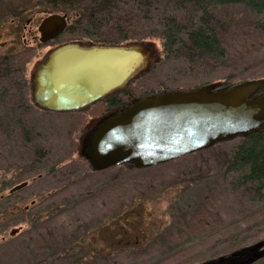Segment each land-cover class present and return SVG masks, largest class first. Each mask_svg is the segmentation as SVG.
I'll list each match as a JSON object with an SVG mask.
<instances>
[{"label":"rangeland","instance_id":"1","mask_svg":"<svg viewBox=\"0 0 264 264\" xmlns=\"http://www.w3.org/2000/svg\"><path fill=\"white\" fill-rule=\"evenodd\" d=\"M62 1L58 0L55 4ZM52 13L66 12L45 10L35 13L29 17L30 21L24 24L19 35L18 40L28 48L23 58L26 61L23 72L27 81L34 64L50 48L60 43L72 40L85 44L106 43L87 41L64 32L65 30L50 41L39 42L35 18ZM13 40L11 34L1 38L0 52L13 51L16 46ZM223 41L229 53L228 62L223 69L209 72L199 70L192 77L183 76L180 86L176 88L169 84L171 76L164 67L154 69V66H148L146 71L127 86L117 90L121 93L124 104L132 97L158 92L160 89H188L203 85L199 84V79L205 78V74L206 78L209 77L206 83L220 80L221 85L223 79L219 77H224L231 82L229 84L264 78L262 46L245 49L241 41L244 44L251 42L246 37L239 39L238 36H225ZM108 43L120 44L113 42V39ZM156 45L158 46L157 42ZM150 59L151 56L149 62ZM27 84L26 94L29 99V83ZM30 104L21 116L25 123H31L34 132L37 131L34 139L38 147L53 150L52 160L59 164L77 159L80 137L87 130L85 125L104 111L102 102L84 110L63 114L39 110L32 101ZM2 115L5 114L0 110V116ZM238 140L239 138H233L219 142L208 149L169 161L173 163L156 167L133 168L129 164H119L101 171L93 170L95 173H92L88 171L89 164L81 157L75 164L57 166V169L64 171L62 177L60 173L57 174L58 179L46 177L43 173L40 180L26 178L23 176L25 167L22 163L18 170H0V194L4 196L13 186L27 182L26 186L15 191L11 202L8 201L15 205L14 208H9L6 214L0 216V264H68L67 256L61 254V249L67 246L69 240L63 232H71L73 235L78 231L92 242L99 239L101 243L97 246L99 250H103L100 251L101 254L113 247L114 233L131 246L117 256L116 253L107 258L105 262L104 258L94 257L86 258L83 264H175L176 258L179 264H203L264 241V201L254 203L247 195L227 194L220 188L218 175L221 161ZM17 154L22 157L21 151ZM67 167L68 170L65 169ZM85 170L87 176L80 183L75 185L65 182L67 176L74 175L73 172L81 174ZM89 195H93L95 199L84 202ZM14 199L17 204H14ZM34 200L36 203L30 205ZM56 203L58 208L54 212L52 206ZM74 203L77 204V209L70 211L68 206ZM119 204L126 206L125 212L120 211L122 206ZM27 205L29 207L25 209ZM196 207L205 210L207 219L212 218L210 225L204 227L187 223L189 214ZM108 211L110 214L104 218ZM53 213L55 216H52ZM182 222L187 227L183 229V235H180L176 230L183 228ZM163 231L165 233L161 235ZM183 236L190 238L186 244H182L185 238ZM263 248L264 246L261 249ZM250 264H264V257Z\"/></svg>","mask_w":264,"mask_h":264},{"label":"trees","instance_id":"2","mask_svg":"<svg viewBox=\"0 0 264 264\" xmlns=\"http://www.w3.org/2000/svg\"><path fill=\"white\" fill-rule=\"evenodd\" d=\"M17 1L19 2L0 0V39L11 34L16 45L13 51L0 52V110L5 114L0 116V170H18L22 163L25 167L23 176L26 178L39 179L43 173L46 177L58 179L57 174L60 173L62 177L64 172L56 168L63 163L52 160L53 150L38 147L35 143L37 131L34 132L31 123H25L21 116L31 104L26 94L28 84L23 72V66L26 65L24 53L28 48L18 38L24 24L30 21L29 17L33 14L45 10L66 12L70 23L64 32L87 41L108 43L113 39V42L120 44L133 40L154 43L155 49L149 66H154V69L164 67L171 76L169 84L176 88L180 86L183 76L192 77L199 70L209 72L223 69L229 54L223 41L225 36L249 38L251 42L246 44L241 41L244 48L249 50L262 46L261 54H264V43H261L264 42V0H63L57 4L55 2L58 0ZM251 38L257 40L253 41ZM208 78L205 74V78L199 79V84L206 83ZM219 79H223V85L231 83L224 77ZM120 95L119 91L111 94L108 98L110 107L116 109L124 104ZM32 125L35 128L34 122ZM19 151L21 158L17 154ZM80 158L77 154V159ZM77 159L68 161L63 167L75 164ZM170 163L173 162L159 165ZM87 168L95 173L89 165ZM65 169L68 170V167ZM220 169L218 178L222 192L247 195L254 203L264 201V127L240 137L223 157ZM86 172L78 174L75 171L72 173L74 175L65 178V182L76 185ZM79 193L78 191L77 194ZM14 194L15 192L7 194L0 199V216L6 214L9 208H14L15 205L10 203ZM94 199L93 195H89L84 202ZM35 203L34 200L32 205ZM76 205H69L68 209L75 211ZM125 207L122 206L120 211L125 212ZM52 208L56 212L58 204H54ZM22 211L25 212V209ZM107 214H110L109 211L104 218ZM189 216L187 223L192 222L193 226L205 227L212 221V218H206L205 210L198 207ZM183 223V228L176 230L180 235H183V229L187 227ZM164 233L165 231L161 235ZM62 234L69 239L67 246L61 249V254L68 258V264H83L86 258L94 257L104 258L105 262L112 255L117 253V256L131 247L114 233L113 247L101 254L100 251L103 250H99L97 246L101 243L99 239L92 242L78 231L73 235L71 232ZM183 237L182 244H186L190 238ZM174 263L179 264L178 258Z\"/></svg>","mask_w":264,"mask_h":264},{"label":"water","instance_id":"3","mask_svg":"<svg viewBox=\"0 0 264 264\" xmlns=\"http://www.w3.org/2000/svg\"><path fill=\"white\" fill-rule=\"evenodd\" d=\"M29 22V21H28ZM45 43L67 27V13L36 17ZM152 42L83 43L50 48L30 74L31 100L43 110L70 112L127 86L147 70ZM264 127V78L132 97L100 118L80 138L78 154L95 171L119 164L146 168L240 138ZM27 182L9 189L15 192ZM14 230L11 232L13 235ZM264 241L203 264H250L264 257Z\"/></svg>","mask_w":264,"mask_h":264},{"label":"flooded vegetation","instance_id":"4","mask_svg":"<svg viewBox=\"0 0 264 264\" xmlns=\"http://www.w3.org/2000/svg\"><path fill=\"white\" fill-rule=\"evenodd\" d=\"M35 37V36H34ZM31 71H32V69H31ZM30 78V77H29ZM28 78V83H29V91H30V93H29V99H30V101H32L31 100V82H30V79ZM115 92V91H114ZM113 93V92H112ZM112 93H110L109 95H107V96H105V97H102L101 99H99V100H96V101H94V102H92V103H90L88 106H90V105H94V104H96V103H100V102H102L103 104H104V111L101 113V114H99V115H97V116H95V117H93L92 119H90L89 120V122H87V124L85 125V129H87V130H89V128L92 126V125H94L100 118H102L103 116H105V115H107L109 112H111V111H113L114 110V108L113 107H110L109 106V103H108V98H110V96H111V94ZM33 103V102H32ZM35 106V105H34ZM88 106H86L84 109H86V108H88ZM37 108V107H36ZM38 109V108H37ZM83 109V110H84ZM40 110V109H39ZM43 110V109H42ZM43 111H47V110H43ZM73 112H75V111H73ZM48 113H57V114H63L64 112H56V111H49ZM66 113V112H65ZM69 113H71V112H69ZM84 129V130H85ZM83 130V131H84ZM86 130V131H87ZM85 133V132H84ZM83 133V134H84ZM81 138V137H80ZM80 145V144H79ZM12 193H14V192H12ZM12 193H9V191H8V194H12ZM4 197V194H0V199L1 198H3ZM13 202H15L14 204H17V201L14 199L13 200ZM33 204V202H31L30 203V205H32ZM29 206L27 205V206H25V209H27ZM2 240H4V238H2Z\"/></svg>","mask_w":264,"mask_h":264}]
</instances>
